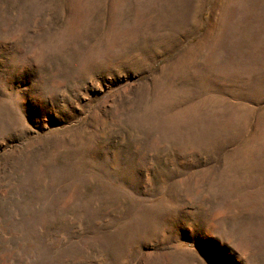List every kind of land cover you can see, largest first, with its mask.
<instances>
[{
  "label": "rangeland",
  "instance_id": "1",
  "mask_svg": "<svg viewBox=\"0 0 264 264\" xmlns=\"http://www.w3.org/2000/svg\"><path fill=\"white\" fill-rule=\"evenodd\" d=\"M0 264H264V0H0Z\"/></svg>",
  "mask_w": 264,
  "mask_h": 264
}]
</instances>
